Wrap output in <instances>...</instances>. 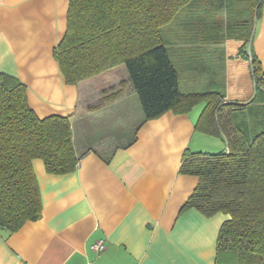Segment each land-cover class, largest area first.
I'll use <instances>...</instances> for the list:
<instances>
[{"label": "crops", "instance_id": "obj_1", "mask_svg": "<svg viewBox=\"0 0 264 264\" xmlns=\"http://www.w3.org/2000/svg\"><path fill=\"white\" fill-rule=\"evenodd\" d=\"M69 2L0 0V75L25 84L40 119L70 118L80 158L76 171L65 175L49 174L41 159L34 160L42 217L14 233L0 230V264H216L229 216L181 213L199 182L180 173L184 153L225 151L221 138L196 130L206 103L188 114L167 112L132 135L143 114L128 82L120 96L105 101L119 88L116 73L105 78L107 94L93 80L79 86L65 81L54 50L66 33ZM231 41L225 42V89L228 101L241 102L232 93L238 85L243 90L250 64L231 51ZM215 46L197 50L216 54L222 45ZM248 47L264 73V0ZM203 66L198 56L197 67ZM100 241L105 251L97 253L93 245Z\"/></svg>", "mask_w": 264, "mask_h": 264}, {"label": "trees", "instance_id": "obj_2", "mask_svg": "<svg viewBox=\"0 0 264 264\" xmlns=\"http://www.w3.org/2000/svg\"><path fill=\"white\" fill-rule=\"evenodd\" d=\"M197 1L201 0H70L66 33L54 56L69 85L93 80L107 94L105 78L116 73L119 88L104 95L105 101L120 96L125 82L131 85L143 114L132 135L167 112L188 114L206 103L196 130L221 138L226 149L218 154L184 153L180 173L196 176L199 182L181 213L197 209L208 217L229 216L220 229L216 264H264V130L248 138L246 130L231 118L239 104H222L224 94L183 93L177 57L172 59L173 44L163 31L180 21L183 10ZM249 1L254 28L247 45L254 39L263 8V0ZM217 2L230 8L241 1ZM228 13L234 14L232 10ZM229 14L225 24L204 27L202 45H221L230 39L229 32L244 24ZM241 54L250 64L255 87L264 88L260 61L246 45ZM27 94L20 80L0 75V230L11 233L42 217L34 160L41 159L46 172L53 175L75 172L80 160L70 118L40 119L29 106Z\"/></svg>", "mask_w": 264, "mask_h": 264}, {"label": "rangeland", "instance_id": "obj_3", "mask_svg": "<svg viewBox=\"0 0 264 264\" xmlns=\"http://www.w3.org/2000/svg\"><path fill=\"white\" fill-rule=\"evenodd\" d=\"M240 1V3H234L230 8L220 2L218 3L217 0L193 2L195 6L183 10L180 21L178 20L177 23L170 24L163 28L166 37L171 40V44H173L171 46L173 56H171L172 59H174V56L177 57V60L175 61L174 59V61L180 72V89L183 93L216 91L219 94L225 95V98L222 99V104L230 102L227 99V92L225 89L224 54H226V41H222L221 48H217L219 44H216L217 47H215L218 49L216 52L218 53L215 54L209 50L211 52H209V55L203 51H198L196 46L193 45L198 43V46L202 47L204 42L202 31L204 27L213 29L216 25L225 24L229 14L228 10H232L234 14H231L232 16L229 14V16L235 20L244 21V24L236 27L237 31L235 29L229 32L231 37L228 40H232L231 42H233L230 47L231 51L236 52L237 58L242 60L241 47L246 45L249 51L247 40L250 37L249 33L251 28H254V23H252L254 21V12L252 3L249 0ZM222 35H225V33L222 32ZM187 44H189V46H187ZM184 47L187 49H183ZM186 56L187 59L185 58ZM198 56H200L201 62L206 64V66H203L204 69H199V67H197ZM243 60L247 61L245 59ZM115 78L118 79L117 75L113 77L110 76L108 81L112 82ZM244 78L246 81L242 83L243 90L241 91L240 85H238L232 93L234 96H239L243 101H236V103L239 104V109L232 112L231 118L236 125L246 130L245 133L248 135V138H252L264 130V88L259 87L257 89L251 75H245ZM211 81H214V87L211 85L209 86ZM110 85L111 83L108 84V86ZM198 107L200 108L202 106L199 105L196 109H198ZM224 112L225 114L223 113L222 115L226 116L227 110H224ZM221 145H223V150H225L226 143L221 141Z\"/></svg>", "mask_w": 264, "mask_h": 264}, {"label": "built area", "instance_id": "obj_4", "mask_svg": "<svg viewBox=\"0 0 264 264\" xmlns=\"http://www.w3.org/2000/svg\"><path fill=\"white\" fill-rule=\"evenodd\" d=\"M93 249L97 253H102L105 251V244L103 243V241H100L93 245Z\"/></svg>", "mask_w": 264, "mask_h": 264}]
</instances>
